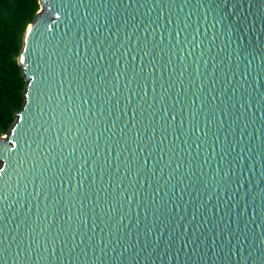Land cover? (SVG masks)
I'll return each instance as SVG.
<instances>
[{
	"label": "water",
	"instance_id": "water-1",
	"mask_svg": "<svg viewBox=\"0 0 264 264\" xmlns=\"http://www.w3.org/2000/svg\"><path fill=\"white\" fill-rule=\"evenodd\" d=\"M39 1L0 264H264V0Z\"/></svg>",
	"mask_w": 264,
	"mask_h": 264
},
{
	"label": "trees",
	"instance_id": "trees-1",
	"mask_svg": "<svg viewBox=\"0 0 264 264\" xmlns=\"http://www.w3.org/2000/svg\"><path fill=\"white\" fill-rule=\"evenodd\" d=\"M40 7L39 0H0V138L24 107L27 83L19 56Z\"/></svg>",
	"mask_w": 264,
	"mask_h": 264
}]
</instances>
